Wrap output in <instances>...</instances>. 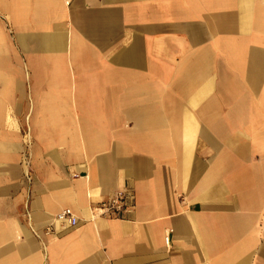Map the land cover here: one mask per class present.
<instances>
[{
  "label": "crops",
  "instance_id": "0c3cea01",
  "mask_svg": "<svg viewBox=\"0 0 264 264\" xmlns=\"http://www.w3.org/2000/svg\"><path fill=\"white\" fill-rule=\"evenodd\" d=\"M0 264H264V0H0Z\"/></svg>",
  "mask_w": 264,
  "mask_h": 264
},
{
  "label": "built area",
  "instance_id": "2783aa9c",
  "mask_svg": "<svg viewBox=\"0 0 264 264\" xmlns=\"http://www.w3.org/2000/svg\"><path fill=\"white\" fill-rule=\"evenodd\" d=\"M128 198L129 195L124 192L120 191L117 192L111 199L102 202L99 206V210L108 217L111 218H118L121 217L122 213L125 212L128 208ZM56 219L69 226H74L77 224V219L73 215L72 211L68 208L62 210L56 215Z\"/></svg>",
  "mask_w": 264,
  "mask_h": 264
}]
</instances>
